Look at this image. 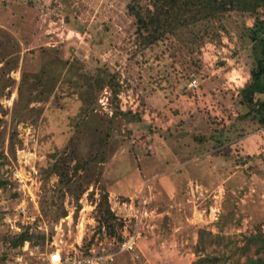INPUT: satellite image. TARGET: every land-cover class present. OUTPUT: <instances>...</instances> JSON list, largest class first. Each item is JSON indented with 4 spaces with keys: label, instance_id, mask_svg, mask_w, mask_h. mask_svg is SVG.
Instances as JSON below:
<instances>
[{
    "label": "rangeland",
    "instance_id": "374dc122",
    "mask_svg": "<svg viewBox=\"0 0 264 264\" xmlns=\"http://www.w3.org/2000/svg\"><path fill=\"white\" fill-rule=\"evenodd\" d=\"M132 4L154 9L153 0H0V264L28 246L30 264L55 247L115 252L105 264L264 255L250 241L264 235V126L241 116L238 96L254 65L255 17L231 11L197 24L198 38L145 47ZM56 60L72 65L70 77L35 85ZM104 71L118 93L94 88L88 106L86 76ZM105 195L123 223L115 235L98 208ZM128 234L136 249L121 252Z\"/></svg>",
    "mask_w": 264,
    "mask_h": 264
},
{
    "label": "trees",
    "instance_id": "16d2710c",
    "mask_svg": "<svg viewBox=\"0 0 264 264\" xmlns=\"http://www.w3.org/2000/svg\"><path fill=\"white\" fill-rule=\"evenodd\" d=\"M153 5L154 9H142L136 4L130 6L131 12L137 17V34L142 39L145 47H150L167 36L178 37L184 33H188L192 38H198L194 29L197 24L209 23L231 11L240 14L247 13L255 17L253 26L248 29L254 65L250 70L249 80L239 90L238 96L242 107V110L240 109L241 116L245 118L252 115L261 126H264V0H153ZM53 63L54 66L44 63L42 73L35 85L43 82L45 79L42 78L45 76L52 77V80L56 81L70 77L72 65L63 71L64 62L63 66L62 62L58 60L53 61ZM114 79L107 71H104L103 75L101 73L92 76L87 75L86 82L83 85L84 93L83 91L79 93L84 103L88 106L91 105L94 88L102 90L105 84L116 95L119 86L114 82ZM88 108L86 107L84 110ZM120 114L135 116L129 111L120 112ZM54 171L58 173L60 178L62 177L61 180L65 178V174L59 166L55 165ZM3 185H5V182L0 180V189ZM98 208L102 212L103 223L110 228L109 233L112 235L117 234L116 224H119L121 228L123 223L111 210L107 195L103 197ZM30 237L28 231L21 233L12 240V246L18 248ZM118 237L119 246L125 240V237L121 235ZM250 241L258 245V251L261 249L264 251V235H254ZM258 242L261 243L258 244ZM198 262L202 263L203 259L198 260ZM247 264H264V255H258L257 258L250 259Z\"/></svg>",
    "mask_w": 264,
    "mask_h": 264
},
{
    "label": "built area",
    "instance_id": "2783aa9c",
    "mask_svg": "<svg viewBox=\"0 0 264 264\" xmlns=\"http://www.w3.org/2000/svg\"><path fill=\"white\" fill-rule=\"evenodd\" d=\"M198 80L192 79L189 83V86L194 88L198 86ZM137 235L128 234L125 237V240L120 243L118 250L123 252H133L137 246ZM36 254L35 249L28 246L23 248V254H19L16 258V264H30L29 259L33 258ZM115 252H98V253H89L87 255L75 254V253H63L59 247L53 248L51 251H47L42 254L40 264H105V262H110L114 258Z\"/></svg>",
    "mask_w": 264,
    "mask_h": 264
},
{
    "label": "crops",
    "instance_id": "0c3cea01",
    "mask_svg": "<svg viewBox=\"0 0 264 264\" xmlns=\"http://www.w3.org/2000/svg\"><path fill=\"white\" fill-rule=\"evenodd\" d=\"M19 255V254H18Z\"/></svg>",
    "mask_w": 264,
    "mask_h": 264
}]
</instances>
